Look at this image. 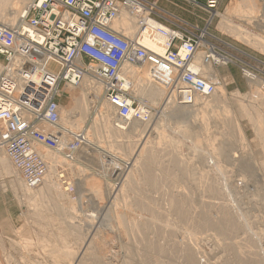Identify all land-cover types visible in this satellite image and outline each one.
<instances>
[{"label":"rangeland","instance_id":"1","mask_svg":"<svg viewBox=\"0 0 264 264\" xmlns=\"http://www.w3.org/2000/svg\"><path fill=\"white\" fill-rule=\"evenodd\" d=\"M30 4L28 0H12L5 9L24 7L27 11ZM236 4V0H223L212 16L200 5V8L194 7L196 11L180 7L191 19H197V25L179 22L169 12L158 8L156 15L151 14L168 28L203 35L196 51L204 47L201 51L205 50L208 64L205 74L200 76L207 83H213L214 91L194 101H210L213 92L219 90L222 95L210 101L206 110L210 119L206 126L197 123L200 114L191 116L192 119L186 117V122L183 120V125L190 123L185 126L191 130L193 139L188 135L181 137L183 131L174 128L171 122L178 105H190L168 100L172 97L171 85L159 102L152 103L145 93L146 86L136 88L133 79L118 73V77L127 82L135 102L149 112V118L141 119L143 123L136 126L137 129H128L117 137L101 125L104 90L97 99L93 97L84 105V113L81 109L69 110L76 98L74 95L83 87L82 80L70 90L61 83L56 96L62 116L58 121L59 131L40 125L44 136L49 133L54 136L51 142L39 136L34 142L47 170L49 168L54 175L46 191L38 195V191L24 190L20 186L22 182L0 162V214L4 217L0 222V264H264V49L230 32L234 28L259 32L249 25L250 19L239 13L233 16V11L230 14ZM239 8L243 10L241 5ZM118 26L114 27L118 29ZM125 31V35L133 36L129 30ZM259 33L264 37V32ZM133 64L139 72L144 68L142 64ZM35 65L26 61L30 68ZM168 101L178 105L169 108ZM201 102L196 103L202 105ZM223 108L228 110L227 116L221 113ZM78 117L86 118L80 121ZM1 132L0 126V137ZM60 132L61 138L57 134ZM71 132L85 133L88 140L75 146L70 143ZM162 132L166 135L164 138ZM145 140L147 144L153 142L146 144L151 146L148 149L152 152L141 154L143 160L139 158L138 162L144 168L139 171L140 168L132 167L138 147L135 143ZM147 147L143 148L144 153ZM147 154H152L151 158ZM0 156H7L1 147ZM8 157L6 161L14 166ZM52 161L55 163H50ZM49 164H55L56 169ZM130 168L135 173V181L126 177ZM14 169L19 172L15 166ZM138 171L141 176L136 175ZM17 174L20 179L22 175ZM124 179L133 181L130 186L127 181V191L118 192L120 186L125 187ZM142 202L148 204V208L143 207Z\"/></svg>","mask_w":264,"mask_h":264},{"label":"built area","instance_id":"2","mask_svg":"<svg viewBox=\"0 0 264 264\" xmlns=\"http://www.w3.org/2000/svg\"><path fill=\"white\" fill-rule=\"evenodd\" d=\"M135 1L131 8L138 12L143 27L145 15L159 22L151 15H156L157 4ZM189 1H199L203 9L213 12L223 0ZM120 6L129 7V0H35L16 24L0 22V147L28 184L38 182L47 172L34 142L38 136L51 142L54 136H44L40 125L59 131L56 96L61 83L78 85L88 75L104 85L116 117L143 120L149 118V112L143 113V105L135 102L118 77L126 59L139 65H158L163 70L175 68L170 95L178 102L191 104L195 95H208L214 90L213 83L205 82L188 67L203 35L170 28L164 52L155 53L140 43L142 33L130 39L111 28ZM153 28L152 34L166 33L159 25ZM27 60L37 65L30 68ZM57 134L62 137L61 132ZM80 136L71 132L70 143L76 146Z\"/></svg>","mask_w":264,"mask_h":264},{"label":"bare ground","instance_id":"3","mask_svg":"<svg viewBox=\"0 0 264 264\" xmlns=\"http://www.w3.org/2000/svg\"><path fill=\"white\" fill-rule=\"evenodd\" d=\"M10 1H12V0H0V21H2L3 23H6V24H9V25H13V24H16L20 19H21V17L22 16H24V14H27L28 13V11H29V9H30V7H31V5H32V0H28V2L30 1V5L28 6V10L26 11V8H25V10H24V7L23 8H19V10L18 9H10V10H6L5 8L8 6L7 4H9V2ZM21 1V0H20ZM23 2L24 1H26V0H22ZM144 1H146V0H144ZM185 1H187L189 4H191L192 6H194V7H200V6H203L201 3H199V1H197V3H193V2H191V1H189V0H185ZM129 2H130V6L128 7V6H120V8H119V11H118V15L112 20V22H111V24H110V26H111V28H112V24L113 23H115V25L114 26H116L117 24L119 25L118 26V28L119 27H121L122 28V30H121V28H119L121 31H123V34L126 32L125 30H129L130 31V34L131 35H133V36H128V35H125L127 38H130V39H135L136 38V36L138 35V34H140V33H142L141 35H140V37H139V41H140V39H141V44L142 45H144V47H146L147 49H149V50H152V51H154L155 53H157V52H160V54H161V52H164V50H165V48H166V44H167V41H168V33H170V31H171V29L170 28H168V27H166L165 25H163L162 23H159V22H157L156 20H153V19H151V18H147V16L145 15L144 16V20H145V24H146V27H143L142 26V24L140 23V20H139V14H138V12H136L135 10H133L132 8H131V6H133V4H135L136 3V1L135 0H129ZM146 2H148V1H146ZM236 2H237V4L236 5H234L233 6V8H232V10L231 11H229L230 12V14L232 13V11H233V16L234 15H237V13H239V16L240 15H242L243 17H245V18H247L248 20L250 19L251 21V24H249V25H251V26H253V29L254 30H257V31H259V32H264L263 31V27H264V0H239V1H237L236 0ZM153 5H154V3L153 2H151ZM198 5H200V6H198ZM242 6V8H243V10H240V8H239V6ZM140 6H138V8H139ZM203 8V7H202ZM25 11V12H24ZM204 11L205 12H207L210 16H212V14L213 13H215V12H217V11H213V12H208V11H206L205 9H204ZM22 13V14H21ZM236 13V14H235ZM209 16V17H210ZM114 21V22H113ZM116 22H117V24H116ZM187 24V23H186ZM157 25H159L163 30H165L166 31V33L164 34V33H160V32H156V33H154V34H152V32L154 31V28H153V26H157ZM190 25V24H189ZM152 26V27H151ZM142 28H144V29H142ZM112 29H114V27L112 28ZM124 29V30H123ZM119 30V31H120ZM134 30H136V32H135V34H132V33H134ZM253 31V30H252ZM256 31V32H257ZM132 32V33H131ZM230 32H232V34L234 35H236V36H238V37H240V38H243V39H245L246 41H248L249 43H251V44H254V45H257V47H261V48H263L264 49V37L259 33V32H257V33H253V32H251V31H249L248 29H246V31H244V30H240L239 28L238 29H232ZM122 33V32H121ZM128 33V32H127ZM129 34V35H130ZM243 35H246L247 37H243ZM264 35V34H263ZM200 43V42H199ZM205 44V43H204ZM198 47V46H197ZM196 47V48H197ZM204 48V47H203ZM202 47L201 48H198L197 49V51H195L194 53H193V55H192V59L190 60V62H189V64H188V67H189V65L191 66L190 67V69L192 68L195 72H197L198 74H199V77L200 78H202L200 75H204L205 74V69L207 68V64L208 63H206V60H207V58H204V56H205V50L204 51H201L202 49H203ZM157 51V52H156ZM205 52V53H204ZM180 53L182 54L183 53V50L181 49L180 50ZM213 56V55H212ZM206 57V56H205ZM36 62H39V59L37 58L36 59ZM133 63H135V62H133V61H130L129 59H126V60H124L123 62H122V64H121V66H120V70H119V75L120 76H126V77H129L130 79H133V81H134V86L136 85V88H137V86H138V88H143L144 86H146V89L145 88H143V89H145V93H146V95L148 96V99L152 102V103H155L156 101H158L159 102V99H161V97H162V95L166 92V90L168 89V87L171 85L170 83H171V81L173 82V79H174V74H175V68H171V69H169V70H163V69H161V67L160 66H158V65H154V64H151V63H143L142 65L144 66V68H143V66H142V71L141 72H139L136 68H135V66H134V64ZM50 67H52V68H55V64H50ZM207 74V73H206ZM212 77V76H211ZM203 79V78H202ZM122 80V79H121ZM204 80V79H203ZM205 80H206V78H205ZM209 80V79H208ZM258 81V80H257ZM206 82V81H205ZM127 83V82H126ZM126 83L122 80V85H123V88L125 87V88H127V86L128 85H126ZM260 84V83H259ZM82 85H83V87L82 88H79L80 89V91H79V93H78V91L77 90H75V91H77V94H75L74 96L76 97L75 99H74V101L72 102V103H70V104H72L71 105V107H69L70 109L69 110H72V108H76V109H81L82 111H83V109H85L86 108V106H85V108H83L84 107V105H86L89 101H91V98H93L94 97V100L95 99H97L98 97H99V94H100V92L102 91V90H104V86H103V84H101L100 82H98V81H96L95 79H92L91 77H89L88 75H84L83 76V79H82ZM81 85V86H82ZM65 86L66 87H68V89L70 88H72V86L73 85H71V84H65ZM75 88V87H74ZM69 89V90H70ZM73 89V88H72ZM78 89V90H79ZM86 89H87V91H86ZM89 90V91H88ZM137 90V89H136ZM72 91V90H71ZM135 91V90H134ZM168 91V90H167ZM214 91V90H213ZM70 92V91H69ZM144 92V91H143ZM103 93H104V91H103ZM72 95H73V93H72ZM219 95H222L221 94V92H220V90L219 91H216V92H213V97H212V99L214 100V98L216 97V96H219ZM235 95V94H234ZM104 96H105V94H104ZM224 96V95H223ZM163 97H164V95H163ZM162 97V98H163ZM199 97H201L200 99H202V96H200V95H195V100H198L199 99ZM205 97H207V96H205ZM88 98V99H87ZM234 98V97H233ZM236 98V97H235ZM234 98V99H235ZM171 99H173L174 100V98L173 97H170V99L168 98V100H171ZM199 99V100H200ZM212 99H210V101L211 102H213V100ZM208 100V99H207ZM223 100H225L224 98H223ZM162 101V100H161ZM202 101V100H201ZM201 101H196L197 103H199V102H201ZM210 101H204V103H203V101L201 102L202 103V105H199V104H197L195 101H194V103H191L190 105H192V106H190L189 105V107L188 106H179L178 104H176V102H174V101H168V104H169V108L171 107L172 109H173V107H175L176 105H178L177 107H176V109H175V111L174 112H176L172 117H171V122L173 121L174 122V124H173V126H174V128H178V130L179 131H183V136L181 135V137H184V135H188L187 137H189V138H192L191 136L193 135L190 131L191 130H189L188 128H187V126H185V125H187V124H190L189 122L188 123H186L185 125H183V120L186 118V117H188V118H190L191 116L192 117H194L195 115H198V114H200L198 117L199 118H197V120H200V122H198L197 121V123H201V124H203V125H205V124H207L208 123V121H209V114L207 113V108L209 107V105H210ZM90 103V102H89ZM179 103H182V102H179ZM103 106H101L102 107V111H100V118H101V125H102V127L104 128V127H106V128H104V129H110L109 131H111L112 132V134H115V136H117V137H119L118 135H122L123 133H125L128 129H135L136 128V126H140L143 122H142V120H141V118L139 117V118H136V117H127V118H115L116 116V112H115V108L112 106V104L109 102V100L107 99V97L105 96V98H104V102H103V104H102ZM185 105H187V104H185ZM194 106V107H193ZM83 108V109H82ZM60 109V108H59ZM165 109H167V108H165ZM171 109V110H172ZM74 110V109H73ZM86 110V109H85ZM88 110V109H87ZM162 110H163V108H162ZM171 110H170V112H171ZM216 110V109H215ZM142 111H143V113H146V111L144 110V109H142ZM160 111V110H159ZM214 111V110H213ZM212 111V112H213ZM223 112H221V113H223L225 116H227L228 114V110L227 109H225V108H223V110H222ZM84 112V111H83ZM86 112V111H85ZM84 112V113H85ZM89 112V111H88ZM87 112V113H88ZM173 112V111H172ZM60 113H61V111H59V118H60V120L59 121H61V115H60ZM83 113V114H84ZM166 113H169V112H166ZM115 114V115H114ZM165 113H163L162 115H164ZM216 113H214V116H216L215 115ZM220 114V113H219ZM218 114V115H219ZM82 115V114H81ZM161 115V116H162ZM167 115V114H166ZM169 115V114H168ZM172 115V114H171ZM218 115H217V117H218ZM61 116V117H60ZM85 116V115H84ZM160 116V117H161ZM213 116V114L211 115V117ZM163 117V116H162ZM192 117L190 118V119H192ZM197 117V116H196ZM195 117V118H196ZM219 117H220V115H219ZM218 117V118H219ZM79 119H80V117H78ZM83 118L85 119L86 117H82L81 119H80V121H84L83 120ZM229 118V117H228ZM123 119H125V120H123ZM127 119H130L128 122L126 121ZM159 119V118H158ZM187 119V118H186ZM186 119H185V122H186ZM162 120V119H161ZM228 120V119H227ZM261 120V119H260ZM159 121V120H158ZM157 121V122H158ZM193 122H194V118H193V120H192ZM100 122V121H99ZM167 122V121H166ZM65 123H68V124H72L71 122H68V121H65ZM95 123V122H94ZM96 123H97V121H96ZM95 123V124H96ZM126 123V125H128L127 127H125V126H123V124H125ZM196 123V122H195ZM93 124V123H92ZM144 124H146L145 122H144ZM158 124V123H157ZM161 124V123H160ZM159 124V126L160 127H162V124L160 125ZM194 124V123H193ZM192 124V125H193ZM73 125L75 126V123H73ZM82 125V124H81ZM45 126V125H44ZM92 126V125H91ZM94 127H95V125H93ZM145 126V125H144ZM147 126V125H146ZM190 126V125H189ZM206 126V125H205ZM205 126H203V127H205ZM42 127H43V125H42ZM93 127V128H94ZM99 127V126H98ZM101 127V128H102ZM198 127V126H197ZM201 127V126H200ZM79 128V127H78ZM92 128V127H91ZM199 128V127H198ZM208 128V127H207ZM137 129V128H136ZM152 129V128H151ZM190 129H191V127H190ZM103 130V129H102ZM202 130V129H201ZM107 131V130H106ZM108 131V132H109ZM193 131V130H192ZM94 132V131H93ZM98 132V131H97ZM177 132V131H176ZM197 132V131H196ZM203 132H204V130H203ZM101 133V132H100ZM110 133V132H109ZM127 133V132H126ZM130 133V132H129ZM164 132H162V134H163ZM195 133V132H194ZM85 134V133H84ZM82 135V136H80L79 138H81V139H79V138H77V141H78V143H83V142H85L86 140H88V137H86V134L85 135ZM94 134V133H93ZM111 134V133H110ZM161 134V133H160ZM182 134V133H181ZM109 135V134H108ZM108 135H106V136H108ZM158 135V134H157ZM165 134H163L162 135V137L164 136ZM195 135V134H194ZM199 135V134H198ZM264 135V134H263ZM114 136V135H113ZM166 136V135H165ZM164 136V137H165ZM262 136V134L260 135V137ZM149 137V136H148ZM158 137V136H157ZM163 137V138H164ZM162 138V139H163ZM170 138V137H169ZM154 139V138H153ZM171 139V138H170ZM185 139V138H184ZM193 139V138H192ZM196 139V138H195ZM260 139V138H259ZM178 140V139H177ZM186 140V139H185ZM147 140H145V141H139V142H136L135 143V147H137V149H136V153H134L135 154V157L132 159L133 160V165H132V167L133 166H135L137 169L138 168H140L139 169V171H141L142 170V168H144V166H141V165H139V162H138V159L140 158H142L141 157V154L143 155V154H146V153H151L152 152V150H151V152H150V150L148 149L149 147L151 148V146H148L147 147V145H151V144H153V142L151 143V144H147V142H146ZM158 141V140H157ZM203 141V140H202ZM260 141V140H259ZM171 142H172V140H171ZM170 142V143H171ZM178 142V141H177ZM176 142V143H177ZM262 142V141H261ZM140 143V144H139ZM149 143V142H148ZM156 144H157V142H155ZM168 143V142H167ZM173 143V142H172ZM175 143V142H174ZM260 143V142H259ZM264 143V142H263ZM262 143V144H263ZM147 144V145H146ZM147 147L146 148V150H147V152H146V150H145V153L143 152L144 151V147ZM211 146V145H210ZM194 147V146H193ZM35 149V148H34ZM71 149V148H70ZM220 149V148H219ZM218 149V150H219ZM215 151V150H214ZM135 152V151H134ZM143 152V153H142ZM154 152V151H153ZM213 152V151H212ZM211 152V153H212ZM220 152V151H219ZM153 154V153H152ZM151 154V155H152ZM147 155H149V157L147 156ZM147 155H145V157H148V158H151L150 156V154H147ZM144 156V155H143ZM154 156V155H153ZM7 157L8 156H6V157H1L0 156V162L2 163H5L6 164V166H7V168L10 170V172H12L14 175H15V177H16V179H18V181L20 182H22L21 183V187L24 189V190H27V191H38L39 192V194L38 195H41L42 194V191L43 190H45L46 189V187L49 185V183H51L52 182V177L54 176L53 175V173L52 172H50V170H49V168H48V170H47V172L43 175V177L38 181V182H36V183H34V184H28V183H26V181L24 180V179H22V177L19 179V176H18V174L17 173H20V171L18 172L17 170H15L14 169V166L12 167V166H10L9 164H8V161H6L7 160ZM8 159H9V157H8ZM139 159V160H140ZM141 160H143V158L141 159ZM137 163V164H134V163ZM141 162V161H140ZM11 163V162H10ZM50 163H55L54 161H52V162H50ZM141 164H143V162H141ZM145 164V163H144ZM143 164V165H144ZM56 165H58V163L56 164ZM55 166V164H49V167L51 168L52 167V169L54 170V169H56V168H53ZM179 166V165H178ZM56 167V166H55ZM51 169V170H52ZM132 169H134V168H132ZM136 169V170H137ZM146 169V168H145ZM147 170V169H146ZM17 171V172H16ZM133 171V170H132ZM132 171H131V168H130V171H128V173L126 174V177L128 178V179H133L134 178V172L132 173ZM138 171V172H139ZM142 172H144V171H142ZM17 174V175H16ZM142 174V173H141ZM145 174V173H144ZM148 174V173H147ZM137 176L138 175H140V172L139 173H137L136 174ZM136 175H135V177H136ZM123 176V175H122ZM141 176V175H140ZM143 176V175H142ZM144 177H146L145 175H144ZM137 178V177H136ZM126 180V179H124L125 180V182L123 183V184H125V187H119L120 189L118 190V192H123V191H127L128 189H126V184H127V181L129 182V186H130V183H132V181L133 180ZM140 179V178H139ZM151 179V178H150ZM138 180V179H137ZM131 181V182H130ZM134 181H135V178H134ZM140 183V182H139ZM122 184V185H123ZM134 184H136V183H134ZM128 185V184H127ZM48 188V187H47ZM129 188V187H128ZM212 188V187H211ZM135 189V188H134ZM137 190V189H136ZM41 191V192H40ZM46 191V190H45ZM44 191V192H45ZM209 191V190H208ZM43 192V193H44ZM137 192V191H136ZM139 192H141V190L139 191ZM207 192V191H206ZM219 192H221V191H219ZM41 193V194H40ZM209 193H211L210 191H209ZM36 196V195H35ZM44 196V195H43ZM42 196V197H43ZM125 197V196H124ZM135 197V196H134ZM118 198V197H117ZM124 199V198H123ZM142 199V198H141ZM117 200V199H116ZM148 200V199H147ZM190 200V199H189ZM54 201V200H53ZM114 201V200H113ZM141 201H146V200H141ZM171 201H173V199H172V197L170 198V203H171ZM175 201V200H174ZM133 202H135V201H133ZM215 202V201H214ZM117 203V202H116ZM132 203V202H131ZM137 203V202H136ZM144 202H142V204H143ZM154 203V202H153ZM138 204H140L139 202H138ZM172 204V203H171ZM191 204V203H190ZM134 205V204H133ZM144 206L143 207H146V208H148V206H146V205H148V204H146L145 205V203L143 204ZM208 205V204H207ZM151 206V205H150ZM153 206V205H152ZM182 206V205H181ZM141 207V206H140ZM142 207V208H143ZM134 208V207H133ZM137 208H138V205H137ZM145 208V209H146ZM208 208V207H207ZM222 208V207H221ZM144 209V208H143ZM142 210V209H141ZM208 210V209H207ZM212 210V209H211ZM116 211V210H115ZM114 211V212H115ZM139 211V210H138ZM145 211V210H144ZM143 211V212H144ZM184 211V210H183ZM202 211H203V209H202ZM214 211V210H213ZM144 213H146V211L144 212ZM157 213V212H156ZM208 213H210V210H209V212ZM203 214V213H202ZM205 214H207V212L205 213ZM114 215H115V213H114ZM123 215V214H122ZM134 215H136V214H134ZM154 215H155V213H154ZM157 215V214H156ZM183 215V214H182ZM188 215V214H187ZM201 215V214H200ZM230 215V214H229ZM158 216H159V214H158ZM157 216V217H158ZM203 216V215H202ZM205 216V215H204ZM214 216V215H213ZM221 216V215H220ZM232 216V215H231ZM115 217V216H114ZM116 217H117V215H116ZM115 217V218H116ZM118 217L120 218L121 216H119L118 215ZM142 217V216H141ZM153 217V216H152ZM151 217V218H152ZM163 217V216H162ZM211 217H212V214H211ZM210 217V218H211ZM216 217V216H215ZM122 218H124V217H122ZM150 218V217H149ZM167 218V217H166ZM176 218V217H175ZM194 218H196V216H194ZM203 218V217H202ZM209 218V219H210ZM213 218V217H212ZM212 218H211V220H212ZM230 217H228V219H229ZM233 218V217H232ZM125 219V218H124ZM130 219V218H129ZM132 219V218H131ZM154 219V218H153ZM162 219V218H161ZM165 219V218H164ZM191 219H193V218H191ZM197 219V218H196ZM199 219V218H198ZM217 219V218H216ZM215 219V220H216ZM223 219V218H222ZM145 220V219H144ZM155 220V219H154ZM157 220H158V218H157ZM159 220H160V217H159ZM158 220V221H159ZM194 220V219H193ZM202 220V219H201ZM207 220H208V218H207ZM241 220V219H240ZM116 221V220H115ZM120 221H122V220H120ZM128 221V220H127ZM147 221H149V219L147 220ZM147 221H145L146 223H147ZM156 221V220H155ZM167 221V220H166ZM196 221V220H195ZM208 221H210V220H208ZM228 221V220H227ZM124 222V221H123ZM131 223H132V221H130ZM145 222H144V224H145ZM164 222H165V220H164ZM170 222V221H169ZM194 222V221H193ZM192 221H191V223H193ZM207 222V221H206ZM205 222V223H206ZM211 222V221H210ZM209 222V223H210ZM131 223H129V224H131ZM136 223H138V222H136ZM156 223V222H155ZM166 223H168V221L166 222ZM171 223V222H170ZM202 223H203V221H202ZM204 223V224H205ZM208 223V222H207ZM208 223V224H209ZM211 223H213V222H211ZM210 223V224H211ZM228 223V222H227ZM245 223V222H244ZM67 224H69V223H67ZM141 224V223H140ZM150 224V223H149ZM149 224H148V226H149ZM152 224H153V222H152ZM161 224V223H160ZM207 224V225H208ZM218 224V223H217ZM226 224V223H225ZM224 224V225H225ZM123 225V224H122ZM139 225V224H138ZM137 225V226H138ZM151 225V224H150ZM155 225V224H154ZM162 225V224H161ZM165 225V224H164ZM167 225V224H166ZM170 225V224H169ZM172 225V224H171ZM203 225V224H202ZM206 225V224H205ZM213 225V224H212ZM215 225V224H214ZM220 225V224H219ZM221 225H223V223L221 224ZM227 225V224H226ZM226 225H225V227L224 228H226ZM126 226V225H125ZM124 226V227H125ZM131 226V225H130ZM147 226V225H146ZM192 226V225H191ZM228 226V225H227ZM167 227V226H166ZM174 227V226H173ZM173 227H170V228H173ZM193 227V226H192ZM220 227V226H219ZM219 227H218V229H219ZM73 228V227H72ZM76 227L74 226V228L73 229H75ZM135 228H137L136 226H135ZM164 228V227H163ZM177 228V227H176ZM216 228V227H215ZM72 229V230H73ZM196 229V228H195ZM199 229V228H198ZM217 229V228H216ZM223 229V228H222ZM239 229V228H238ZM76 230V229H75ZM74 230V231H75ZM84 230V229H83ZM135 230V229H134ZM164 230V229H163ZM167 231H168V229H166ZM171 230V229H170ZM169 230V231H170ZM174 230V229H173ZM202 230V229H201ZM204 230V229H203ZM221 230V229H220ZM138 231V230H137ZM154 231V230H153ZM190 231V230H189ZM192 229H191V233H192ZM215 231V230H214ZM218 231V230H217ZM216 231V232H217ZM76 232V231H75ZM152 232V231H151ZM164 232V231H163ZM166 232V231H165ZM172 233L174 232V231H171ZM170 232V233H171ZM196 232V231H195ZM216 232H215V234H216ZM219 232V231H218ZM217 232V233H218ZM222 232H223V230H222ZM227 232V231H226ZM74 233V232H73ZM167 233V232H166ZM224 233V232H223ZM223 233H220V234H223ZM147 234V233H146ZM176 234V233H175ZM187 234V233H186ZM188 234H190V232L188 233ZM195 234V233H194ZM226 234V233H225ZM191 235V234H190ZM189 235V236H190ZM192 235H193V233H192ZM169 236H171V234L169 235ZM194 236V235H193ZM195 236H196V234H195ZM194 236V237H195ZM192 237V236H191ZM189 238V239H192V238ZM137 238V237H136ZM188 239V240H189ZM194 239V238H193ZM196 239V238H195ZM194 239V240H195ZM205 239V238H204ZM203 239V240H204ZM259 239V238H258ZM252 240V239H251ZM197 241V240H196ZM140 242V241H139ZM183 243V242H182ZM191 243V242H190ZM194 243V242H193ZM193 245V244H192ZM220 245V244H219ZM90 246V245H89ZM191 246V245H190ZM91 247H93L92 245H91ZM196 247V246H195ZM162 248V247H161ZM198 248V247H197ZM158 249V248H157ZM194 249V248H193ZM91 250V249H90ZM201 256V255H200ZM99 257V256H98ZM245 258V257H244ZM201 259V258H200ZM187 260V259H186ZM250 260V259H249ZM193 262V261H192ZM219 263V262H218Z\"/></svg>","mask_w":264,"mask_h":264},{"label":"crops","instance_id":"4","mask_svg":"<svg viewBox=\"0 0 264 264\" xmlns=\"http://www.w3.org/2000/svg\"><path fill=\"white\" fill-rule=\"evenodd\" d=\"M146 1H148V2H152L153 1L154 4H157V6H158L157 8L158 9H160V10H162L164 12H167V13L169 12V14H171L173 17H176L177 19L183 20L187 24H190V25L191 24H196L197 19H195V20L191 19L185 13L184 9H182V8L186 7L188 10L191 9L192 11H196L194 6H192L191 4L190 5L192 6V8H190L188 6L189 3L187 1H183V0H146ZM185 2L188 3V4H186ZM167 6H170L169 10L166 9ZM173 7H174V9H173ZM180 7H182V8H180ZM166 23H168V22H166ZM113 27L114 26H112V28ZM114 30L119 31L120 29L119 28L117 29L116 27H114ZM119 32H122V31L120 30ZM2 218H4L3 214H0V222H2V220H3Z\"/></svg>","mask_w":264,"mask_h":264}]
</instances>
